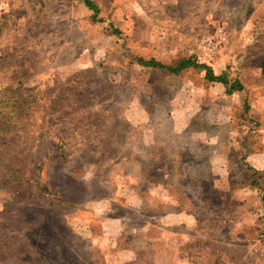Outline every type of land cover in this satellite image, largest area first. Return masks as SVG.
<instances>
[{
  "label": "rangeland",
  "instance_id": "1",
  "mask_svg": "<svg viewBox=\"0 0 264 264\" xmlns=\"http://www.w3.org/2000/svg\"><path fill=\"white\" fill-rule=\"evenodd\" d=\"M90 1L0 0V264H264V0Z\"/></svg>",
  "mask_w": 264,
  "mask_h": 264
},
{
  "label": "trees",
  "instance_id": "2",
  "mask_svg": "<svg viewBox=\"0 0 264 264\" xmlns=\"http://www.w3.org/2000/svg\"><path fill=\"white\" fill-rule=\"evenodd\" d=\"M81 1H83L85 5L91 8L92 10L96 9L90 0H81ZM139 64H141L144 67H149V68L169 69L170 71H174L177 73L182 72L183 70H186L189 68H200L205 71V77L208 79L209 82L224 85L226 87V94L232 95L235 92H242L244 90L240 82L234 81L230 84V81L228 80L225 74L217 75L213 72V70L209 66L197 64L192 60H184L176 68H170L166 66L165 64L157 62L154 59H151L149 61L140 59Z\"/></svg>",
  "mask_w": 264,
  "mask_h": 264
},
{
  "label": "crops",
  "instance_id": "3",
  "mask_svg": "<svg viewBox=\"0 0 264 264\" xmlns=\"http://www.w3.org/2000/svg\"><path fill=\"white\" fill-rule=\"evenodd\" d=\"M149 153H152V151L149 152ZM147 155H149V154L147 153ZM134 161H135V166H136V163H137V167H139V168H143V169H154V168L160 169L161 168V166L159 167V165L157 164L158 161L151 162V160H149L148 161V165L146 163H144V165H139L138 164L139 163L138 162L139 160H134ZM159 162H160V160H159ZM142 180H143V184H150V185L152 184V178H151V176L148 177L147 175H144V177H142ZM103 225H104L105 231H108V234L109 235H114V233H116V232L118 233V231L121 232V229H122V227H121V221L119 219H114V220L113 219L112 220L110 219L108 221H105V223Z\"/></svg>",
  "mask_w": 264,
  "mask_h": 264
},
{
  "label": "built area",
  "instance_id": "4",
  "mask_svg": "<svg viewBox=\"0 0 264 264\" xmlns=\"http://www.w3.org/2000/svg\"><path fill=\"white\" fill-rule=\"evenodd\" d=\"M218 39H220L221 42L225 40L224 36H221V35H218ZM204 49L206 50L207 54H212L216 50V46L213 43V41L209 39L204 44Z\"/></svg>",
  "mask_w": 264,
  "mask_h": 264
}]
</instances>
